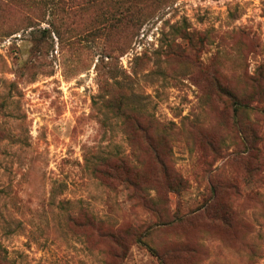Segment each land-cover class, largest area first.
I'll use <instances>...</instances> for the list:
<instances>
[{
    "label": "rangeland",
    "instance_id": "374dc122",
    "mask_svg": "<svg viewBox=\"0 0 264 264\" xmlns=\"http://www.w3.org/2000/svg\"><path fill=\"white\" fill-rule=\"evenodd\" d=\"M263 111L264 0H0V264H264Z\"/></svg>",
    "mask_w": 264,
    "mask_h": 264
},
{
    "label": "trees",
    "instance_id": "16d2710c",
    "mask_svg": "<svg viewBox=\"0 0 264 264\" xmlns=\"http://www.w3.org/2000/svg\"><path fill=\"white\" fill-rule=\"evenodd\" d=\"M263 114H264V111H263ZM255 152H258V150H255ZM156 160H157V162L162 166L163 164H162V162H161V160L159 159V157L156 155ZM125 159H118L117 160V162H119V163H121V164H124L125 162ZM259 167V169H260V171H262L263 170V165L262 164H260V165H258ZM119 229L120 228H116V230H113V232H112V237L115 239V241L120 245V246H122V241L120 240V235H121V233H120V231H119ZM134 229H136L137 231H139V230H141V232H139L138 234H137V236H136V241L139 243V244H144V238H145V234H146V232L145 231H147L149 228H146V227H144L143 225H139V226H135L134 227ZM144 229V230H143ZM1 253H4V257H5V254H6V252H5V250H3V249H1V247H0V256H3V254H1Z\"/></svg>",
    "mask_w": 264,
    "mask_h": 264
}]
</instances>
